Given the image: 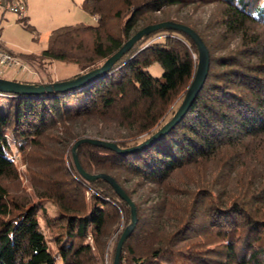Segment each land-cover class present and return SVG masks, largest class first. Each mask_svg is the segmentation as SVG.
Segmentation results:
<instances>
[{
	"label": "trees",
	"instance_id": "obj_1",
	"mask_svg": "<svg viewBox=\"0 0 264 264\" xmlns=\"http://www.w3.org/2000/svg\"><path fill=\"white\" fill-rule=\"evenodd\" d=\"M86 9L97 24L55 30L37 59L76 64V78L167 21L192 28L210 53L203 89L167 135L128 154L77 150L88 174L111 176L136 205L120 264H264V0H86ZM155 63L162 78L147 70ZM197 65L187 35L161 30L78 89L4 94L13 101L0 111V264H56L50 244L62 264H104L130 208L106 181L83 179L68 153L85 137L145 142L173 118Z\"/></svg>",
	"mask_w": 264,
	"mask_h": 264
},
{
	"label": "rangeland",
	"instance_id": "obj_2",
	"mask_svg": "<svg viewBox=\"0 0 264 264\" xmlns=\"http://www.w3.org/2000/svg\"><path fill=\"white\" fill-rule=\"evenodd\" d=\"M23 3L26 6V12L23 16L9 11L4 12L3 10H0L1 39L5 43L6 48L12 53L19 55L21 58H34L37 60V70L40 74V77L36 78L35 80H37V82L40 84H44L42 83L43 81L51 79L62 81L63 79H67L79 73L80 70L76 64L61 61L40 60L37 58L38 56H41L43 51L47 48L50 35L55 30L77 24H97V18L92 17L86 9V0H23ZM211 6L212 5H205L202 10L206 13L210 11L209 9ZM191 9V5L183 7L181 9L182 15H185L188 12L192 14ZM171 12H175V9H172ZM194 58H197L196 54L194 55ZM147 70L152 76L156 78H162L164 75V69L158 63L151 65ZM41 74L47 75L42 76ZM24 76V74L14 75L11 72L6 71V73L3 75V78L20 82L25 81ZM27 79V82L35 83L33 81L34 79ZM185 93H183L176 101L174 109L180 107ZM12 101V98L0 95V111L4 112L9 110V105ZM72 149L73 148H71L70 152L68 153V156L73 163ZM16 159L18 160L17 156ZM18 165L20 170L19 172L22 176L21 178L23 185L28 188L29 184L25 173L26 167L20 162ZM232 189H234V186L230 184L226 190L229 191ZM30 191L31 190H29V192ZM45 204L48 211L52 215H56V207L50 202H45ZM130 223L131 221L129 224ZM129 224H127V220L123 217L121 218L120 223L115 227L114 233L108 242L104 264H113L117 244L124 230ZM43 228H46V226L43 225ZM46 232L48 236H52L48 230ZM89 242L91 243L92 240L90 239ZM49 246L51 247V253L56 258V264H62V260L58 257L55 246H52V244Z\"/></svg>",
	"mask_w": 264,
	"mask_h": 264
},
{
	"label": "water",
	"instance_id": "obj_3",
	"mask_svg": "<svg viewBox=\"0 0 264 264\" xmlns=\"http://www.w3.org/2000/svg\"><path fill=\"white\" fill-rule=\"evenodd\" d=\"M161 30L175 31L187 35L194 42V44L198 49V65L194 79L190 87L186 91L184 99L180 107L176 111L175 115L173 116V118L169 122H167L158 132H156L153 136L147 139L145 142L133 148L122 149L116 143L111 141L94 139V138H83L79 140L72 149L73 163L79 175L88 182H94L100 179L106 181L114 189V191L121 198V200L124 201L130 208L131 223L126 227L122 236L120 237V240L116 247L113 264L121 263L123 247L137 226L138 223L137 208L135 203L132 201V199L126 194V192L111 176L106 174H94V175L88 174L81 166L77 150L83 144H90L95 147L108 149L119 154H128L141 150L145 147H148L149 145H151L152 143H154L155 141L159 140L160 138L167 135L170 131H172L183 120V118L186 116V114L189 112V110L195 103L209 75L210 53L204 41L192 28L182 23H177L175 21H167L159 24L149 25L141 29L136 34H134L115 55L109 58L101 68L83 74L79 77L70 80L52 82L47 84H39V85L22 83L19 81L0 78V94L12 95L17 97H28V96H43L46 94H61L68 91H72L91 82L92 80L96 79L102 74L111 71L113 66L119 60H121L123 56L127 54L135 46V44L141 41L144 37H148Z\"/></svg>",
	"mask_w": 264,
	"mask_h": 264
},
{
	"label": "built area",
	"instance_id": "obj_4",
	"mask_svg": "<svg viewBox=\"0 0 264 264\" xmlns=\"http://www.w3.org/2000/svg\"><path fill=\"white\" fill-rule=\"evenodd\" d=\"M0 10L23 16L26 12V6L23 0H0ZM37 67L38 64L36 62L21 58L19 55L9 51L1 39L0 32V78H3L6 71H9L14 75L24 74L26 79L32 78L35 80L40 77Z\"/></svg>",
	"mask_w": 264,
	"mask_h": 264
},
{
	"label": "crops",
	"instance_id": "obj_5",
	"mask_svg": "<svg viewBox=\"0 0 264 264\" xmlns=\"http://www.w3.org/2000/svg\"><path fill=\"white\" fill-rule=\"evenodd\" d=\"M80 70V69H79ZM81 72H79V73H77V74H75V75H73L72 77H69V78H67V79H63V80H69V79H71V78H73V77H75V76H77L78 74H80ZM42 76L43 75H47V74H41ZM21 79H24V78H21ZM26 80H28V79H26L25 78V81ZM34 82H37V80H33ZM58 81H61V80H57V79H55V80H45V81H43L42 83H44V84H47V83H51V82H58Z\"/></svg>",
	"mask_w": 264,
	"mask_h": 264
}]
</instances>
